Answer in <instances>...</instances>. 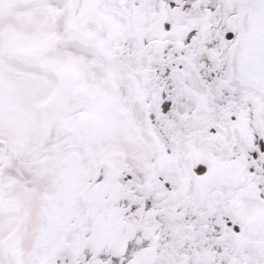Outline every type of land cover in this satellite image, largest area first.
I'll return each instance as SVG.
<instances>
[{"label":"snow or ice","instance_id":"1","mask_svg":"<svg viewBox=\"0 0 264 264\" xmlns=\"http://www.w3.org/2000/svg\"><path fill=\"white\" fill-rule=\"evenodd\" d=\"M0 264H264V0H0Z\"/></svg>","mask_w":264,"mask_h":264}]
</instances>
